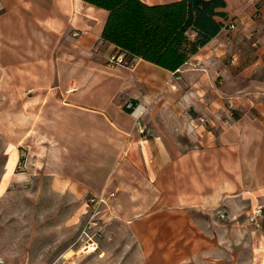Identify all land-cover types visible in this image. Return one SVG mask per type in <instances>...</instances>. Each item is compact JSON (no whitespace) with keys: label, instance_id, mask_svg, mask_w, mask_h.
<instances>
[{"label":"crops","instance_id":"obj_1","mask_svg":"<svg viewBox=\"0 0 264 264\" xmlns=\"http://www.w3.org/2000/svg\"><path fill=\"white\" fill-rule=\"evenodd\" d=\"M225 3L219 32L171 71L109 63L123 53L101 38L104 8L0 0V97L26 90L51 159L75 162L54 191L115 193L124 264H264V216L247 220L264 209V0Z\"/></svg>","mask_w":264,"mask_h":264},{"label":"rangeland","instance_id":"obj_2","mask_svg":"<svg viewBox=\"0 0 264 264\" xmlns=\"http://www.w3.org/2000/svg\"><path fill=\"white\" fill-rule=\"evenodd\" d=\"M28 102L22 88L19 96L0 97V264H124L127 229L108 219L106 205L91 216L89 199L100 194L52 189L59 187L62 172L74 174L75 162L51 159L44 115ZM130 243L134 252L138 242ZM67 245L77 252L62 256ZM131 264H141L140 258L132 256Z\"/></svg>","mask_w":264,"mask_h":264},{"label":"trees","instance_id":"obj_3","mask_svg":"<svg viewBox=\"0 0 264 264\" xmlns=\"http://www.w3.org/2000/svg\"><path fill=\"white\" fill-rule=\"evenodd\" d=\"M108 11L101 38L115 44L127 63L141 58L176 71L212 37L226 17L225 0H84ZM131 107H126L128 112Z\"/></svg>","mask_w":264,"mask_h":264},{"label":"built area","instance_id":"obj_4","mask_svg":"<svg viewBox=\"0 0 264 264\" xmlns=\"http://www.w3.org/2000/svg\"><path fill=\"white\" fill-rule=\"evenodd\" d=\"M109 63H112V64H123V65H129V63H127V61L124 59L123 55L122 54H114L112 56L109 57V60H108ZM195 66L196 67H200V62L197 61L195 63ZM78 87L75 86V85H71L70 87L66 88L65 89V93H69V92H72V91H75L77 90ZM229 106H232V104L229 103ZM201 120L203 121L204 118H201ZM114 192H110L109 194H100L96 197H91L89 199V201L91 202L92 204V218L94 217V215L99 212V206L100 205H106L107 204V200L110 198V197H113L114 196ZM264 216V209H263V206L261 204H254L252 206H250L249 208V211L247 213V220L249 222V224H251L252 226L256 227V228H259L261 227L262 225V218ZM90 220V223L92 224H96V220ZM92 247H91V250L92 251H95L96 250V247L94 245V242L92 243ZM0 262H2V259H0Z\"/></svg>","mask_w":264,"mask_h":264}]
</instances>
